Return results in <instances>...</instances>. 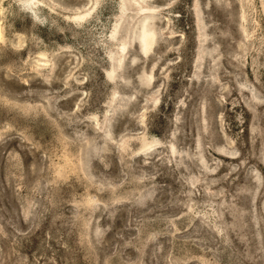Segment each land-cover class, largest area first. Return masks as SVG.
Wrapping results in <instances>:
<instances>
[{
  "label": "rangeland",
  "instance_id": "1",
  "mask_svg": "<svg viewBox=\"0 0 264 264\" xmlns=\"http://www.w3.org/2000/svg\"><path fill=\"white\" fill-rule=\"evenodd\" d=\"M0 264H264V0H0Z\"/></svg>",
  "mask_w": 264,
  "mask_h": 264
},
{
  "label": "bare ground",
  "instance_id": "2",
  "mask_svg": "<svg viewBox=\"0 0 264 264\" xmlns=\"http://www.w3.org/2000/svg\"><path fill=\"white\" fill-rule=\"evenodd\" d=\"M25 1H29V0H25ZM154 42V41H153ZM144 46H147V45H144ZM123 51H126V46L125 45H123ZM147 51H144V53H146ZM107 78H109V77H107ZM156 143H154V142H152L150 145L149 144H147L146 146H145V149H144V151L145 150H148V149H151L154 145H155Z\"/></svg>",
  "mask_w": 264,
  "mask_h": 264
}]
</instances>
